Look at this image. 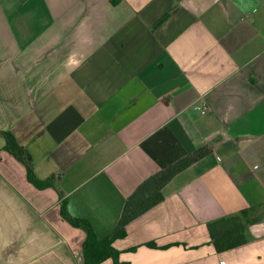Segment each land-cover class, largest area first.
<instances>
[{
	"label": "crops",
	"instance_id": "crops-1",
	"mask_svg": "<svg viewBox=\"0 0 264 264\" xmlns=\"http://www.w3.org/2000/svg\"><path fill=\"white\" fill-rule=\"evenodd\" d=\"M0 131L35 180L0 134V264H84L63 202L104 239L198 151L113 241L118 261L264 264V0H0ZM242 210L247 242L217 252L208 223Z\"/></svg>",
	"mask_w": 264,
	"mask_h": 264
},
{
	"label": "trees",
	"instance_id": "trees-1",
	"mask_svg": "<svg viewBox=\"0 0 264 264\" xmlns=\"http://www.w3.org/2000/svg\"><path fill=\"white\" fill-rule=\"evenodd\" d=\"M0 134L6 139V149L25 163L28 177L34 182L31 161L26 150L15 141L10 132L0 131ZM202 154V151H198L182 158L144 181L127 198L115 230L104 239L100 240L96 237L91 225L86 220L72 216L68 212L65 202H63L61 206L62 218L71 225L82 228L86 233L82 249L84 264H100L108 258L113 259L114 264H122L118 261V252L112 247L113 241L125 236V226L131 220L161 202L163 200L161 191L164 185L178 172L191 165ZM36 184L39 187L47 185L39 182H36ZM247 211L242 210L236 215L225 216L208 223L211 240L217 252L226 251L247 242L245 231L246 226L251 222ZM149 245L151 246L152 244Z\"/></svg>",
	"mask_w": 264,
	"mask_h": 264
},
{
	"label": "built area",
	"instance_id": "built-area-1",
	"mask_svg": "<svg viewBox=\"0 0 264 264\" xmlns=\"http://www.w3.org/2000/svg\"><path fill=\"white\" fill-rule=\"evenodd\" d=\"M195 108L199 110L200 114H205L206 113V108L205 107L200 108L198 105H196Z\"/></svg>",
	"mask_w": 264,
	"mask_h": 264
}]
</instances>
